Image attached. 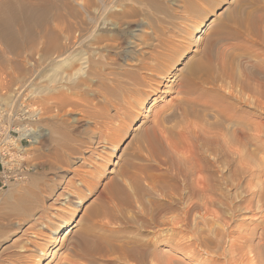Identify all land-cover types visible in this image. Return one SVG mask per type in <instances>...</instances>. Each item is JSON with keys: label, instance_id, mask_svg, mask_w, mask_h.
Returning a JSON list of instances; mask_svg holds the SVG:
<instances>
[{"label": "rangeland", "instance_id": "374dc122", "mask_svg": "<svg viewBox=\"0 0 264 264\" xmlns=\"http://www.w3.org/2000/svg\"><path fill=\"white\" fill-rule=\"evenodd\" d=\"M51 1L54 3L52 2L51 8L46 11L44 25L38 27V30L35 29L37 34L34 35L35 41L29 47L30 49L23 45L13 50L6 46L3 40H0V163L3 170L0 176V264H30L31 261L25 262L26 260L17 257L16 249L11 243L21 234L22 227L29 223L33 215L38 212H46V215L52 212V208L56 205L54 196L59 187L63 186L71 176L69 170L75 166L90 170L93 176L88 178L96 184L90 183L87 189L81 187L79 193L83 197V205L76 208L64 207L61 211H57L56 216H49V219H46V226L52 229L58 226L62 218H69L68 220L72 221L69 225L72 232L66 234L64 229L58 235L60 242L57 245L46 241L45 249L47 248L48 253L44 258L39 259L38 264H61V262L69 264L70 260L81 264H136L134 258L126 252V248L135 242L141 243L140 246L144 249L143 264L223 263L226 257L222 253L228 247V240L225 237L221 239L219 246L212 244L214 249L210 246L209 250L213 252L210 251L209 253H212L208 254L209 256L203 252L205 251L203 247L198 246L203 231L206 230L207 233L210 231L211 233L205 234L210 237L214 236L211 230L220 227L219 222L214 225L218 220L215 221V218L210 216L212 217L210 220L214 219V223L209 221L204 227L205 223L197 220L190 224L191 228H186L177 219V212L183 204L176 202L177 194L174 192L176 182L172 176L173 168L169 167V161L172 158L176 159L177 155L168 150L171 153L170 156L169 153L167 154L168 151L159 147L161 153L156 150L157 158L154 155L151 157L149 150L153 145L150 144L148 137L140 141L136 140L139 134L147 130L145 127L150 125L149 122L153 120L155 112L176 95L174 85L178 78L175 81H164L161 85V92L153 97L155 99L148 101L135 120L129 125L125 124V128L123 126L124 129L120 130L116 137L117 146L114 151L107 150L106 153H102L97 149L95 150L97 154L88 156L89 153H85L84 146L88 143L91 145L99 131L96 119L88 116L90 110H93L91 109L92 103L96 101L92 92L96 88L93 79L95 75L91 73L96 68V62L89 60L91 61L89 64L91 72L88 74L89 80L87 81L90 83L88 88L81 83L82 73L77 72V68L83 65L80 61V58L85 56L82 51L79 54L74 53L78 59L76 57L71 59V61L75 59L72 68L67 67L66 60L71 58L72 49L79 51L85 42H89L88 45L91 48L97 46V43H93V39L99 32V28L104 27L111 30L110 23L120 20L117 16H113L117 6L108 4L103 10L98 0L90 1L88 13H86L83 0ZM163 1L169 8H175L171 0ZM125 7L128 8L129 5ZM186 13L180 12L181 16L179 13L175 14L171 19L172 27L166 28L167 31L176 29L177 31L173 30L175 33L172 34H175L177 39L182 38L185 43L184 51L177 55L175 69L179 68L178 72L189 58L194 56L197 58L204 45L213 40L215 29L225 27L234 32L237 25L236 18L244 19L246 15H250L255 20L262 17L264 22V0H191V7ZM185 15L187 19H184ZM182 22L187 23H184V26ZM197 22L204 25L202 30L198 33L191 30L189 34L191 36L186 34L187 36L184 37L185 29L190 30L192 26L198 24ZM45 28L49 30L48 35L42 36L39 30ZM65 28H70L73 33ZM116 33L117 37L108 39L112 43L122 41L123 35L120 36L119 31ZM255 35L254 38L260 37V39H253V41L224 39L218 42L217 48L220 46L224 49L225 47L228 61L233 54L235 55V57L232 56L233 62L235 61L233 67L241 64L244 72L251 71L252 66L250 65L254 61L264 60V27L257 28ZM56 36L59 37L60 42H58L61 45L62 54L60 56L54 52L51 54L46 48L48 47L47 42L55 40ZM234 42L240 43L231 48ZM71 45L74 48H71ZM123 45L125 46L124 42ZM66 46L71 47L68 49ZM91 48L89 53L91 52L92 56L96 57L95 53L93 54L94 49ZM109 56L115 58L113 52L109 53ZM119 63L123 64L122 61ZM173 71L177 70L173 69ZM259 76L264 79V75ZM62 96L68 99L67 103L61 105ZM83 98L87 100L83 101ZM88 101L91 102L90 106L87 104ZM231 102L229 103L232 112L238 111L237 113L245 115L247 119L257 116L260 129L259 138L263 142L264 109H253L249 102V104L247 102L235 104L233 100ZM109 112L114 113V110L109 108ZM219 118L220 116L215 111H211L202 116L200 114L198 120L203 125L212 126L221 121ZM143 121L147 124L144 123L141 126ZM180 123L181 118L164 123L169 129L167 135H170L173 141L181 140L177 131ZM245 130L248 132L247 135L252 132L249 127ZM166 154L169 157H166ZM81 155L91 158L86 160L91 165L80 163L82 159H79V156ZM257 156L256 160L259 159L257 162L261 164L264 161V150L259 151ZM169 158L171 159L168 161ZM163 161H168V163L165 164ZM157 165L159 167L161 165L159 170L156 169ZM256 174L255 178H252V185L249 188L251 190L260 188L264 181L262 172ZM244 178L247 179L248 176ZM119 186L129 193L128 201L125 198L122 200L123 196L118 193L117 189ZM248 222H250L248 225L250 228L252 224L251 221ZM197 223L199 228H204L203 231L195 227ZM253 227L254 224L251 227L254 229V238L249 243L250 248L258 242L261 230L260 227ZM198 230L202 231L201 234L196 233ZM188 231H194L196 237L194 233L193 237ZM155 233H161V235L158 238L153 237ZM185 235L188 239L182 238V236L185 238ZM92 237L101 239L100 249L98 247L95 250L91 244L92 240L89 243ZM86 244L88 247L85 246ZM85 247H91L93 251L86 252L85 250L88 249ZM189 250H193V253H189ZM135 252L142 254L137 249ZM52 255L53 259H51ZM158 260L160 263H157Z\"/></svg>", "mask_w": 264, "mask_h": 264}, {"label": "bare ground", "instance_id": "6f19581e", "mask_svg": "<svg viewBox=\"0 0 264 264\" xmlns=\"http://www.w3.org/2000/svg\"><path fill=\"white\" fill-rule=\"evenodd\" d=\"M83 1L84 11L88 13L89 2L95 0ZM52 2L51 0H0V40H3L6 46L13 50L23 45L28 48L31 47L35 41L34 35L37 34L35 29L38 30V27L44 25L46 11L51 8ZM98 2L103 10L108 4L117 6L113 16H117L120 20L110 23L111 30L104 27L99 28V32L96 33L94 39L92 38L93 43H97L96 47L91 48L88 45L89 42H85L81 43L82 48L78 49L79 51L72 49L71 58L66 60L67 64L65 63L68 68H72L75 59L73 61L71 59L76 57L75 54L82 51V54L85 55L80 58L83 65L81 64L82 66L77 68V72L82 73L83 81L81 83L89 88L90 83L87 81L89 80L88 74L91 72L89 67L91 61L89 60L96 62V68L91 72L95 75L93 79L96 88L92 92L96 101L92 103L91 109L93 110H90L88 116L96 119L99 131L91 145L85 144V153H89L88 156H91L97 154V151L95 152L97 149L102 153H106L107 150L114 151L117 146L116 137L120 130L125 128L124 125H129L135 120L148 101L155 99L153 97L161 92V85L164 81H175L178 78L174 85L176 95L155 112L153 120L150 119V125L145 127L147 130L143 129L142 134H139V137L135 139L140 141V139L143 140L148 137L150 144L153 145L151 150L148 148L151 153L150 156L156 157L158 153L156 150L161 153L159 147L166 152L169 150L177 155L176 159L169 158L168 161L171 159L169 167L173 168L172 176L176 182L174 184V192L177 194L176 202L183 204V207L177 212V219L182 226L191 228L190 224L199 220L203 224L205 223L204 227H206L205 225L209 221L214 220H210L212 217L215 218V221L218 220L214 225L220 223H218L220 227H214L215 229L211 230L214 235L212 237L207 235L210 231L208 233L206 230L203 231L204 228H199L198 223L197 226L194 225L195 227L199 226L198 229H202L204 232L198 246H200L199 248L203 247V250L205 249L203 251L205 254H211L213 251L209 250L210 246L212 244L219 246L221 239L225 237L228 240V247L226 251L221 248L222 254L226 257V260L224 259L221 264H264V181L257 190L249 189L252 180L257 175L256 173L262 172L264 175V161L262 160L263 162L260 161L261 164H258L259 159L256 160L258 158V156L256 157L257 153L264 150V140L261 139L263 141L261 142L259 138L260 129L257 116L247 119L245 115L237 113L238 111L232 112L229 103L232 100L235 104L249 102L253 109H264V79L259 76L264 75V60L251 62V71L244 72L241 64L233 67L235 61L233 62L232 58L235 57L234 54L228 61L225 47L224 49L220 46L217 48L218 42L224 39H233L234 41L260 39V37H254L257 28L264 27L262 17L257 20L250 15H246L244 19L236 18L237 25L234 32L225 29V27L215 29L213 40L204 45L197 58L195 56L189 58L178 72L179 68L175 69L178 60L177 55L184 51L185 43L182 38L177 39L175 34H172L175 33L173 30L177 31L176 29L167 31L166 28L172 27L171 19L175 14L179 13L180 15V12L187 14L186 11H189L191 7V0H171L172 5L175 6L174 9L165 5L163 0H98ZM127 5H129L128 8L125 7ZM184 19H187V15L184 16ZM203 27V24L198 23L196 26H192L190 30L185 29L183 35L186 37V34H191V30L198 33ZM66 30L70 31L71 29ZM39 31H41L42 36H47L49 30L45 28ZM55 31L57 32V30ZM117 31L121 33L120 36L123 35L122 41L112 43L108 39L117 37ZM69 34L71 35V33ZM57 38L50 43L47 42L48 47L45 46L50 50L47 49V52L49 51L51 54L54 52L60 56L62 51L59 37ZM238 43L240 42L231 44V48H234V45ZM70 47L67 48L70 49ZM90 48L94 49L93 54L95 53L96 57H93L91 52L89 53ZM112 52L115 54V58L109 56V53L112 54ZM119 61H122L125 66ZM173 69L177 71H173ZM69 78L71 79V77ZM85 98L83 101L87 100ZM67 99L62 96L61 105L67 103ZM90 103L87 102L88 105ZM83 104L85 105L84 102ZM109 108L114 110V113H110ZM211 111H215L220 116L221 121L212 126L201 124L198 120L199 115L202 116V114L205 115ZM177 118H181L177 130L181 140L173 141L169 137L170 135H167L169 129L164 123ZM144 123L145 121L140 125L142 126ZM246 127L252 130L250 135H247ZM169 151L167 154L170 155ZM88 156H79V159H82L80 163L91 165L89 161H86L91 159ZM168 161H163V163L166 164ZM160 167L157 165L156 169L159 170ZM69 172H71V176L63 186L59 187L54 196L56 205L53 206L52 212L47 215L46 212H38L33 215L29 223L26 222L27 224L22 227L21 234L15 237L11 243L16 249L17 257L26 260L25 262L31 261L30 264H38L39 259L44 258L48 253L47 248L45 249V242L50 241L51 244L57 245L60 242L58 235L64 229L66 234L72 230L69 229V225L72 223L71 219L68 220L69 218H62L58 226L52 229L46 226V219H49V216H56L57 211H61L64 207L76 208L83 205V197L79 193L81 187L87 189L90 187V183L96 184L88 178L93 176L92 172L82 166L77 168L75 166ZM245 176L248 178L245 179ZM117 189L118 193L123 196L122 200L125 198L128 201L129 193L122 186L117 187ZM210 216L212 217L210 218ZM248 221H251L252 225L254 224L253 228H261L259 240L251 248L249 243L254 238V229L251 228L252 225L251 229L248 227L250 224ZM199 231L196 233L201 234L202 231ZM188 233H192V236L194 233L196 237L194 231H188ZM160 235L161 233H155L153 237L158 238ZM183 236V239H188L187 235L185 238ZM89 243L94 246L95 250L102 247L99 237H92ZM138 244L135 242L128 246L126 252L134 258L136 264H143L144 249L140 246L141 243ZM183 244L184 247L185 244ZM87 247H85L88 249L85 250L86 252L93 251V248L91 250V247ZM183 247L181 248L183 249ZM135 249L142 254L136 253ZM210 251L212 252L209 253ZM189 253H193V250H189ZM51 259H53V255ZM68 262H70L69 264H81L78 261V263L71 260Z\"/></svg>", "mask_w": 264, "mask_h": 264}, {"label": "built area", "instance_id": "2783aa9c", "mask_svg": "<svg viewBox=\"0 0 264 264\" xmlns=\"http://www.w3.org/2000/svg\"><path fill=\"white\" fill-rule=\"evenodd\" d=\"M0 143H1V142H0ZM2 171H3V170L1 169V163H0V176H1Z\"/></svg>", "mask_w": 264, "mask_h": 264}]
</instances>
